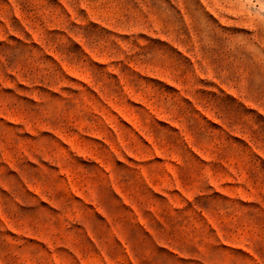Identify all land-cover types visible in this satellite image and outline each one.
<instances>
[{
	"label": "rangeland",
	"instance_id": "374dc122",
	"mask_svg": "<svg viewBox=\"0 0 264 264\" xmlns=\"http://www.w3.org/2000/svg\"><path fill=\"white\" fill-rule=\"evenodd\" d=\"M0 264H264V0H0Z\"/></svg>",
	"mask_w": 264,
	"mask_h": 264
}]
</instances>
